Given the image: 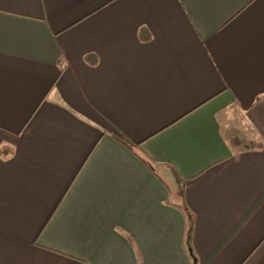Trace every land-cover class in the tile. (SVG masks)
<instances>
[{"label": "crops", "instance_id": "obj_1", "mask_svg": "<svg viewBox=\"0 0 264 264\" xmlns=\"http://www.w3.org/2000/svg\"><path fill=\"white\" fill-rule=\"evenodd\" d=\"M264 264V0H0V264Z\"/></svg>", "mask_w": 264, "mask_h": 264}, {"label": "water", "instance_id": "obj_2", "mask_svg": "<svg viewBox=\"0 0 264 264\" xmlns=\"http://www.w3.org/2000/svg\"><path fill=\"white\" fill-rule=\"evenodd\" d=\"M194 262H195V264H197V261H196V259H195V261H194Z\"/></svg>", "mask_w": 264, "mask_h": 264}]
</instances>
